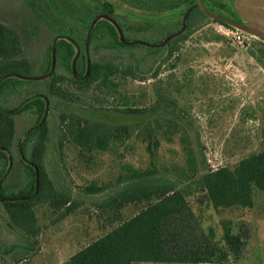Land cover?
<instances>
[{"label": "rangeland", "instance_id": "obj_1", "mask_svg": "<svg viewBox=\"0 0 264 264\" xmlns=\"http://www.w3.org/2000/svg\"><path fill=\"white\" fill-rule=\"evenodd\" d=\"M29 1L0 0V19L17 17L18 20L14 21L20 24L22 16L25 20L23 5ZM110 1L116 5L117 14L122 17L120 19L129 25L126 26V34L135 36L139 41L154 44L180 27L184 5L177 10L156 12L136 10L119 0ZM234 30L197 14L191 20L189 29L187 24L185 32L189 35L181 43L180 52L164 65L159 77L145 82L132 77L119 79L121 96L94 90L87 94L78 93L80 99L73 102L67 98L52 97L50 142L45 164L54 183L66 194L68 191L73 194L76 202L71 207L76 208L73 214L64 216L68 205L60 210H54L49 204L36 207L41 228L36 240L25 237L0 218L1 264H63L116 226L118 217L128 218L137 211V207L131 204L116 215L113 209L105 208L104 203L123 189L127 177L135 171L151 169L156 171L153 183H175L189 192L188 199L200 217L202 229L212 233L214 240L221 239L222 225L226 220L249 229L250 238L241 260L225 264H264V193L254 188V207L251 209L222 211L214 209L205 200L202 203V193L197 189V181L203 174V160L209 168L215 169L233 166L241 159L264 150V64L260 52L264 40L250 34L245 43L238 44L232 40ZM213 33L223 38L215 41L210 35ZM50 39L42 30L33 41L34 78L41 76L45 69ZM131 54L135 58L140 56L130 50L96 51L92 48L89 57L90 61L94 58L126 64L133 60ZM177 55L181 60L176 68H172ZM126 57L129 61H123ZM144 61L142 67L147 71L151 63L147 59ZM59 71L64 73L62 67ZM30 85L36 87L30 88ZM159 85L169 88V97L176 104V109L174 103L166 102L160 111L149 112L145 116L112 111L125 104L141 108L156 104ZM45 86L43 80L21 85L18 94L8 92L1 103L4 107L14 108L32 96L31 91L46 90ZM64 112H75L89 120L110 125L135 127V132L131 138L114 143L105 152L95 150L88 153L69 140L60 149V117ZM15 119L18 138L37 123V115L31 110L16 115ZM156 119L176 122L178 129L173 135L161 130L158 135L160 147L153 158L139 134ZM170 135L171 140H168ZM185 136L194 146L200 168L193 172L186 164L182 144ZM29 180L25 166L16 155L10 173L1 184L4 194L18 193ZM91 185L105 190L88 194L85 189ZM0 214L7 216L1 201Z\"/></svg>", "mask_w": 264, "mask_h": 264}, {"label": "trees", "instance_id": "obj_2", "mask_svg": "<svg viewBox=\"0 0 264 264\" xmlns=\"http://www.w3.org/2000/svg\"><path fill=\"white\" fill-rule=\"evenodd\" d=\"M119 1L136 10L156 12L177 10L184 5L181 9L180 27L162 40L144 45L135 36L126 34V26L129 25L127 21L120 19L122 17L117 14L116 5L110 0H30L28 4L23 5L25 20L22 16L23 21L20 24L14 21L18 20L17 17L0 19V80L8 76L0 84V163H2L0 179L9 165L7 152L12 158L19 156L18 142L22 137L17 136L16 115L31 110L37 115L38 123L47 107L42 96L49 101L50 108L44 123L22 142L24 157L28 162L19 157L30 177L29 182L18 193L9 196L4 194L0 185V201L7 213V216L0 214V218L31 240H36L41 232L36 207L49 204L54 210H60L68 205L64 216L73 214L76 208L71 207L76 202L73 194L69 191L66 194L54 183L45 164L50 142L49 115L53 110L52 97L67 98L69 102H73L80 99L78 93L87 94L94 90L102 92L105 90L108 94L121 96L119 79L132 77L134 80L145 82L150 78L159 77L164 65L180 52L181 43L188 38L189 34L184 32L165 44L170 35L182 29L185 13L196 0ZM197 14L210 19L200 10H193L187 21L188 29L191 27V20ZM100 15L109 16L118 23L124 32L126 42L120 41L113 23L107 19H100L91 34L89 53L92 48L96 51L130 50L140 56L135 58V55L131 54L133 60L126 64L115 60L101 61L92 58L88 66L84 51L86 36L91 23ZM219 23L235 29L226 23ZM42 30L51 38L48 59L41 76L34 78L36 62L32 47L33 41H36ZM210 35L215 41L223 38L215 33ZM57 37L60 38L57 42L56 69L51 76L44 77L51 69L52 45ZM72 42L80 47L76 61V76L72 70V62L76 55V48ZM260 52L264 64V43ZM126 58L123 61H129L128 57ZM145 59L151 63L147 71L142 67ZM180 60V56L177 55L171 65L172 68H176ZM59 67L64 69V73L59 71ZM42 80L46 84V90L32 89L34 91H31L32 96H28L14 108L4 107L1 103L8 92L18 94L21 85ZM169 93L168 87L163 88L159 85L156 89L158 97L156 104L145 108L125 104L123 107L113 108L112 111L123 115L145 116L149 112L160 111V107L166 102L174 103ZM26 100L27 102L22 105ZM174 106L176 109V104ZM60 118V149L69 140L85 152L91 153L95 150L105 152L110 150L114 143L131 138L135 132V127L89 120L75 112H64ZM153 123L145 126L139 136L147 143V150L154 158L160 147L158 135L161 130L173 135L178 125L173 121L163 122L162 119H156ZM172 135L168 136V140L169 138L171 140ZM182 144L188 170L193 172L200 169L194 146L186 136L182 138ZM201 164L203 174L197 181V189L202 193V203L205 200L216 210L251 209L254 207V188L264 193V150L241 159L233 166L225 165L211 169L206 160ZM35 167L39 170V190L36 195H34ZM155 174L156 171L151 169L135 171L133 175L127 177L128 181L123 189L110 196L104 205L105 208L113 209L116 215L121 214V211L131 204L137 207V211L128 218L118 217L115 220L116 226L80 249L63 264L239 262L250 238L249 229L242 224L238 226L232 220H226L222 225L221 239L214 240L212 233L208 234L202 229L200 217L196 215L188 199L189 192L184 187L179 188L175 183L161 185L153 183ZM104 190L97 185L85 189L88 194H97Z\"/></svg>", "mask_w": 264, "mask_h": 264}, {"label": "water", "instance_id": "obj_3", "mask_svg": "<svg viewBox=\"0 0 264 264\" xmlns=\"http://www.w3.org/2000/svg\"><path fill=\"white\" fill-rule=\"evenodd\" d=\"M195 8H198L200 9L201 11H203L208 17H210V19L212 20H218V21H222L226 24H232V26L235 28V29H239L241 31H244V32H247V33H250V34H255L257 36H259L260 38H262L264 40V0H235V8H236V11L245 19L248 21L249 25L248 26H245V25H240V24H237V23H234L230 20H227L221 16H218V15H214L212 13H210L201 3V0H197V3L196 5H193L191 7H189L185 13V16H184V19H183V26H182V29L179 30L178 32L174 33L173 35H170L166 41H165V44L168 43L170 40H172L174 37H177L181 34H183L185 31H186V28H187V21H188V18H189V15L190 13L192 12V10H194ZM249 8V9H248ZM100 19H107L108 21H110L111 23H113L119 33V38H120V41L122 43H125L126 42V39H125V35H124V32L122 30V28L118 25V23L113 20L112 18H110L109 16H106V15H100L98 16L90 25L89 27V30H88V33H87V36H86V41H85V48H84V51H85V54H86V57H87V64L88 66L90 65V57H89V51H88V45H89V42H90V38H91V34H92V31H93V28L95 27L96 23L100 20ZM60 37H57L54 42H53V45H52V52H51V69L49 71L48 74H46L44 77H49L51 76L55 69H56V50H57V42L59 40ZM69 41H71L70 39H68ZM72 44L75 46L76 48V55L73 59V62H72V70H73V74L74 76H76V61H77V58L79 57V54H80V47L75 44V42H72ZM144 45H148V43H145L143 42ZM8 77V76H7ZM7 77H4L0 80V84L7 78ZM42 98H44L46 100V104H47V107H46V110H45V113H44V116L41 118V120L32 128H30L26 133H24V135L22 136V138L19 140L18 142V151H19V154H20V157L28 162L26 160V158L24 157V153H23V148H22V142L23 140L30 134L32 133L33 131L37 130L45 121L46 119V116L48 115L49 113V101L46 99L45 96H42ZM26 101H24L22 103V105L24 103H26ZM20 105V106H22ZM19 106V107H20ZM8 153V157H9V165L5 171V173L3 174V176L1 177L0 179V185L2 184L4 178L7 177V175L10 173L11 169H12V166H13V158L11 156V154L9 152ZM38 190H39V170L37 167H35V193L34 195H36L38 193ZM33 195V196H34Z\"/></svg>", "mask_w": 264, "mask_h": 264}, {"label": "flooded vegetation", "instance_id": "obj_4", "mask_svg": "<svg viewBox=\"0 0 264 264\" xmlns=\"http://www.w3.org/2000/svg\"><path fill=\"white\" fill-rule=\"evenodd\" d=\"M196 3H197V0L191 6L196 5ZM201 3L210 13H212L214 15L221 16L227 20H230V21L237 23V24H240V25H245V26L249 25L248 21L245 20L236 11L235 0H201ZM197 9L198 8H195L194 10H197ZM198 10H200V9H198ZM201 12H203V11H201ZM213 21H218V20H213ZM218 22H222V21H218ZM222 23H224V22H222ZM228 25L232 26V24H228ZM19 156H20V154H19Z\"/></svg>", "mask_w": 264, "mask_h": 264}, {"label": "built area", "instance_id": "obj_5", "mask_svg": "<svg viewBox=\"0 0 264 264\" xmlns=\"http://www.w3.org/2000/svg\"><path fill=\"white\" fill-rule=\"evenodd\" d=\"M232 35H233L232 37L233 42L238 43V44H243L249 39L248 36L250 35V33L241 31L239 29H235L232 32Z\"/></svg>", "mask_w": 264, "mask_h": 264}, {"label": "crops", "instance_id": "obj_6", "mask_svg": "<svg viewBox=\"0 0 264 264\" xmlns=\"http://www.w3.org/2000/svg\"><path fill=\"white\" fill-rule=\"evenodd\" d=\"M76 254V253H75ZM72 257V256H71Z\"/></svg>", "mask_w": 264, "mask_h": 264}]
</instances>
